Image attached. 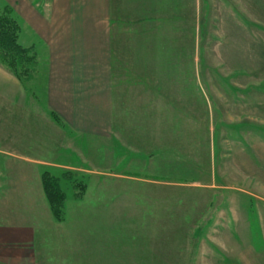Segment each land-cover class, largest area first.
Listing matches in <instances>:
<instances>
[{
    "label": "crops",
    "instance_id": "crops-1",
    "mask_svg": "<svg viewBox=\"0 0 264 264\" xmlns=\"http://www.w3.org/2000/svg\"><path fill=\"white\" fill-rule=\"evenodd\" d=\"M3 1L50 46L45 102L12 74H1L12 97L0 99V264H36L43 237L37 228L52 218L44 168L81 171L93 181L107 170L117 172L110 183L112 203L127 179L132 188L158 190L125 193L131 202H170L159 192L186 184L187 167L200 170L203 131L195 124L213 121L214 111L201 84L196 29L180 0H155L163 18L158 26L166 23L162 39L155 37L159 31L139 28L142 0ZM254 69L264 74L263 66ZM170 74L179 76L177 82L162 80ZM209 133L212 150L207 143L205 149L213 154L217 132ZM90 182L78 202L89 195ZM169 215L184 220L183 234L193 224L186 225L185 210Z\"/></svg>",
    "mask_w": 264,
    "mask_h": 264
},
{
    "label": "rangeland",
    "instance_id": "rangeland-1",
    "mask_svg": "<svg viewBox=\"0 0 264 264\" xmlns=\"http://www.w3.org/2000/svg\"><path fill=\"white\" fill-rule=\"evenodd\" d=\"M242 1L180 0L187 6L189 26L196 29L201 84L214 111L213 121L195 124L197 132L198 128L203 131L200 170L187 167L186 184L164 188L159 196L170 202L155 204L131 202L125 193L157 194L158 190L144 185L132 188L129 179L123 181L121 196L118 188L117 203L110 202V183L118 178L117 172L107 170L105 178L98 176L100 181H93L81 171L44 168L43 173L60 179L66 212L64 223L59 224L52 215L53 220H43L37 228L38 236L43 237L38 240L36 264H264V251H260L264 246V74L254 69L264 67V0ZM45 2L36 0L37 5ZM6 5L10 6L0 0L2 8ZM141 5L139 28L163 34L166 23L158 26L163 18L155 0H142ZM12 15L21 24L20 43L33 47L36 62L25 81L0 59V99L12 97L1 76L5 71L45 102L49 43L13 11ZM155 37L162 39L161 35ZM160 46L161 54H167ZM245 67L251 69L242 72ZM177 78L170 74L162 80L175 83ZM188 123V131H193L186 120L185 125ZM209 130L217 132L214 155ZM206 143L211 150L206 151ZM254 143L261 147L255 148ZM2 163L0 158V166ZM193 176L198 181L190 182ZM90 181L98 186L92 185L89 195L78 202L85 193L76 198L80 190L76 185H85L86 192ZM177 210H185L186 225L193 223L185 234L179 231L184 220L169 215ZM199 216L202 218L197 220ZM199 226L195 233L193 229ZM60 228H65L62 235Z\"/></svg>",
    "mask_w": 264,
    "mask_h": 264
},
{
    "label": "trees",
    "instance_id": "trees-1",
    "mask_svg": "<svg viewBox=\"0 0 264 264\" xmlns=\"http://www.w3.org/2000/svg\"><path fill=\"white\" fill-rule=\"evenodd\" d=\"M21 24L12 15L10 6H0V59L15 75L28 80L36 62L33 47H25L19 41ZM42 185L51 213L55 220L63 222L65 219L66 194L60 187V179L48 172L42 174ZM79 191L75 197L84 196L86 186L76 185Z\"/></svg>",
    "mask_w": 264,
    "mask_h": 264
}]
</instances>
